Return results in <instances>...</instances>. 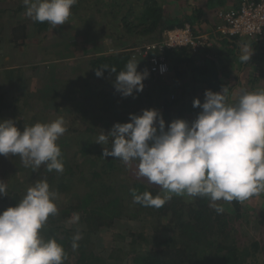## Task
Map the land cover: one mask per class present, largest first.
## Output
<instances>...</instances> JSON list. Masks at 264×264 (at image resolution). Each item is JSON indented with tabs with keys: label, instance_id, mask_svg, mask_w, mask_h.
Wrapping results in <instances>:
<instances>
[{
	"label": "trees",
	"instance_id": "obj_1",
	"mask_svg": "<svg viewBox=\"0 0 264 264\" xmlns=\"http://www.w3.org/2000/svg\"><path fill=\"white\" fill-rule=\"evenodd\" d=\"M92 1L95 3L94 7L96 12L91 17L96 18L99 26L91 27L89 34L93 36L92 31H103L106 36L104 38L111 40L112 43L109 46H112L116 52L109 53L107 51L109 46L106 47L107 42L104 45V38L100 40L86 39V41L88 40L86 42L88 48L84 49L85 59L81 60L84 74L82 76L75 74V67L72 61L68 64L65 63L70 70L74 71L73 74L76 77H73L68 82L73 88L74 86L76 88L79 86V89H81L80 86L84 88L82 83L84 80L94 82V79L97 78V81H95L96 87L89 86L91 92L90 97H86L84 100L83 107L85 112H82L80 118L82 121L87 122L88 120H92V114L95 115L99 110H106L111 107L113 110L111 119L115 122L121 120L123 122H130L129 115H127L128 112L122 113L119 110L121 108V102L127 103L129 100L137 101L138 99L143 100L144 98H146L147 104L139 108V112H134V114H141L143 109H151L156 107L157 102H161L157 107L164 108L165 113L162 115L164 118L171 116L170 122L177 118L192 121L195 117L192 118L191 116L185 115L179 108H185L186 104L182 101L185 100L187 93L193 99L199 98L202 100L205 90L210 89L213 92H219L222 87H227L234 94L233 100L231 101L234 103L240 95L238 88L236 89L238 84L240 87L239 90L244 87L243 83H247L248 91L264 90L263 40L250 42L252 45H254V42L258 44V46L255 45L258 47L255 58L258 61L257 64L261 66V76L256 75L252 79H245L241 76L237 80L226 81L214 60L207 59L204 62H198L199 56H204L206 54L205 52H209L211 48L200 49L197 53L187 48L165 51L157 50L152 51L150 56L146 58H134L139 62L137 70L143 71L147 69L151 57L161 56L169 63L170 73L163 77L150 74L143 81L144 88L142 92H134L133 96L128 97L120 96V93L113 86L116 73H111L109 69H105L103 76L97 77L95 75V69L107 65L109 67H115L117 71L124 70L126 63L133 59L131 52L127 49L160 42L163 40V36L167 30L183 27L185 24L194 26L200 24V29H202L204 25L209 24L210 28L208 27V29L210 31L208 32H211L213 29H217L219 23L202 21L201 17L204 11L201 9H197L191 14L187 13V10L185 12L182 11L184 16L186 15L183 20L171 18V16H175V13L184 9L182 7L185 6L186 0H178L174 4V7L178 4L177 8L180 10L170 13L167 12V5L165 6L163 4L164 2L162 3L160 0H91L89 2ZM128 3L131 6L141 4L142 9L135 12L134 8H126ZM223 4V0H210L212 9ZM236 6L237 4L233 8ZM87 7L85 6L86 9ZM169 7L174 8L173 6ZM23 9L24 6L21 5L12 14L14 15L16 12L20 13ZM227 10L229 9L223 11ZM131 16L134 19H131ZM112 25L114 26L113 29H115L113 33L106 32ZM49 26L50 24L48 22L40 23L32 19L19 20L16 26L11 29L13 42L15 43L12 42V46H18L19 48L23 46L25 48V45H19L18 41L23 40L26 42L33 36L31 34L28 35L29 28L31 31L34 30V33L32 32L33 34L40 33L43 35L45 33L47 37L46 32H48ZM98 28L100 30H96ZM212 36L214 39L217 38V35L216 37L214 35ZM227 38L233 39L235 42L233 49L229 52L226 50L218 55L225 54L236 58V45L240 37ZM80 51H83V49ZM26 70L27 68L20 64L15 67L0 70V91H2L0 93V105H4V103L9 101L11 103H8V107L9 104L12 105L14 101H18L17 99L10 101L7 97L10 98L12 95L11 91L15 86L19 84L23 85L24 81H26ZM47 70L45 73H47L48 77L53 76L59 78L60 69H57L53 65L49 66ZM258 72L260 70H255V73ZM246 74L248 75L247 71ZM58 81L62 80L60 79ZM76 81L79 83L73 84ZM188 90H192L191 93ZM99 93L103 98L102 103L105 106L101 105L99 109L92 107L89 110V106H93L95 103L93 99ZM140 96L143 98L141 99ZM17 108L15 107L16 111H18ZM186 109L188 110V108ZM196 111L199 112V108H196ZM13 113L14 111L11 110L10 114L12 115ZM99 124L101 126V123ZM87 131L90 132L89 135L85 133V138L78 137V141L75 142V146L78 149L75 155L85 158L94 153V158H89L88 160L91 168L94 169L92 176L97 178L95 180H90L86 177L84 169L76 166L75 162L72 161L71 154L69 155V151L67 152L63 146H59L63 164L66 161L70 163L69 166H64V171L61 174L57 175V173H52L50 175V172L47 171L46 165L44 164L39 167L40 169L36 174H33L31 172L32 169L18 164L17 171L18 175H21H19L20 177H24L25 180L29 181L33 178L36 180H47L50 187H56L62 193H69L74 184L82 185V188H79L80 195L78 199L76 198L73 201L68 200L69 202H55L58 209L57 214L55 216H49L47 223L40 230V234L45 240L54 238L58 243L63 245L67 254V259L64 264L259 263L260 253L264 252V241L249 239L245 244H239L241 235L235 228L234 223L242 218L243 213H240L242 203L237 201H218L217 203L224 208V212L221 214L216 213L214 208L209 206V200L203 197L193 202L192 200H187L185 196L175 195L159 208L142 206L140 203L134 202L132 189H136L137 194H142L147 191L151 193L153 198L157 195L163 198L161 188L149 184L146 179H132L123 165H121L122 162L119 159L113 157L104 158L102 156V146L100 144L92 145L93 140L91 139V134L97 136L100 134L92 127L88 128ZM66 136V138H69L70 134ZM106 145V149H111V140ZM68 157L70 158L69 160L67 159ZM52 172L56 171L53 170ZM2 179L0 178V180ZM75 179L77 180L75 181ZM24 184L21 181L8 184L7 188L10 190L8 196H0V212L6 210L8 207H14L25 196V192H23ZM252 198L258 201L260 196L258 195ZM231 206L235 210L230 208ZM261 206L264 208V204ZM249 208L253 209L254 207ZM238 210L239 213L233 217L231 212ZM74 214L79 215V226L77 223L73 224ZM124 220L132 221L131 228H134L132 224L135 222H140L142 225L145 223L146 227H149V230L153 231L154 236L140 238L136 237L134 232H131L132 237L126 243L125 250L123 247H119L114 251L109 250L103 244L101 245L103 248L102 252H98L93 247L94 242L102 238L103 243L106 241L104 237L109 239L115 234L113 230L117 232L116 236L118 238L125 241L128 240V232L123 228ZM262 224H264V210H262ZM77 232L81 234L82 239L77 241L78 248L73 250V236Z\"/></svg>",
	"mask_w": 264,
	"mask_h": 264
},
{
	"label": "clouds",
	"instance_id": "obj_2",
	"mask_svg": "<svg viewBox=\"0 0 264 264\" xmlns=\"http://www.w3.org/2000/svg\"><path fill=\"white\" fill-rule=\"evenodd\" d=\"M78 0H23L25 14L35 22H48L53 29L64 25L72 6ZM198 27V26H197ZM253 51L247 47L241 56L249 61ZM134 58L124 70L107 65L95 69L102 77L104 70L116 73L113 86L123 97L142 92L147 69L138 71ZM161 73L165 66L160 67ZM199 108L196 118L172 120L166 127L162 113L155 108L141 114H129L130 122L114 123L95 143L111 140V149L103 147L104 158L113 157L123 164L135 162L136 174L149 184L159 186L163 198L132 189L134 202L159 208L172 195L203 197L216 213L224 212L218 201L243 203L264 193V90H241L236 102L230 101L229 90H205L203 102L193 99ZM67 131L59 117L48 123L37 122L16 126L13 119L0 120V155L18 156L24 167L34 171L42 164L47 171L63 173L61 149L56 143ZM7 195V185L0 180V196ZM57 193L47 180H37L14 207L0 212V264H64L67 254L56 239L45 240L40 230L49 216L58 212ZM79 221L74 214L73 222ZM82 236H73L72 248H78Z\"/></svg>",
	"mask_w": 264,
	"mask_h": 264
},
{
	"label": "rangeland",
	"instance_id": "obj_3",
	"mask_svg": "<svg viewBox=\"0 0 264 264\" xmlns=\"http://www.w3.org/2000/svg\"><path fill=\"white\" fill-rule=\"evenodd\" d=\"M91 0H78V2L72 6L71 9V15L68 19V21L60 26H57V28L53 29L52 26H50V29L48 32H46L47 37L45 36V33L42 35L40 33L35 34L30 38V42L28 43V39L26 42L23 40L18 41L19 45H25V50H21L24 47H17L15 49V54L20 56L19 60H13L10 56H8L10 44H8L9 39L12 41L11 37H13L11 29L14 28L19 22V20H25L30 19L25 14V5L23 4V0H0V70H3V68H11L17 65H23L25 68H27V78L26 81H24L23 85H18L13 88L11 91L12 95L7 97L8 100L17 99L18 101H14L12 105L6 102L0 105V120L5 119H13L16 122V126L23 130L24 126H32L37 122L40 123H48L51 121L56 120L59 117H63V119L66 122L67 131L58 139L56 142L58 146H63L65 150L71 154L72 161L75 162L76 166H79V168H83L86 174V177L90 180H95L97 178L92 176V172L94 169L91 168L89 158H94V153L88 157H80L79 155H75L78 151L77 147L75 146V142L78 141V137L85 138L84 134L89 135V131H87L88 128L92 127L94 130L101 134L102 130L106 133L111 129L115 122L112 117L113 110L110 108H107L106 110L101 109L97 114H92V120H88L87 122L82 121L81 114L82 112H85L84 110V100L86 97H90V89L89 86L96 87L97 78L94 79L95 81L90 80H84L83 85L84 88L80 86L81 89H79V86L76 88V86L71 87L68 82H70L74 76L73 70H70L67 66L68 63L71 61L74 63L75 67V74L78 76H82L84 74V70L82 69V59H85V52L84 49L88 48L86 46V42L91 40H100L105 36V33L103 31H92L93 36L90 35V28L99 26L97 20L95 17H91L95 14V7L94 2H89ZM141 1V0H140ZM165 6L167 5V12H176L180 9L174 7V4L178 2V0H160ZM186 0V8L189 7V3ZM23 5L24 9L18 13L16 12L14 15L12 14L13 11L18 10V8ZM173 6L172 9L169 6ZM76 6H79V8H76ZM85 6H88L87 9ZM133 6V5H132ZM131 4L128 3L126 8H134L135 12L142 9L141 4H138L137 6L132 7ZM182 12L175 13V16H171V18H175L178 20H183L184 14ZM101 14V13H100ZM101 16V15H99ZM131 19H134L133 16H131ZM218 19V18H217ZM220 20H213L212 22H216L218 24ZM31 23V21H30ZM114 26L112 25L111 28H108V31L106 32L113 33L115 29H113ZM100 30V28L96 29ZM34 33V30L31 31L29 28L28 35L31 33ZM91 32V33H92ZM9 38V39H8ZM41 38V41L39 42L37 39ZM45 38V42L43 41ZM86 39H88L86 41ZM104 45L105 43L107 46L111 44V40L109 38H104ZM117 40V39H115ZM103 41V40H102ZM14 43V42H13ZM15 44V43H14ZM17 44V41H16ZM250 41L247 38H239L238 43L236 45V49L238 48L240 51L245 53V48H249ZM255 46V42L253 43ZM103 45V46H104ZM257 47V46H256ZM255 48V47H254ZM83 51H80L82 50ZM237 51V50H236ZM13 52V51H12ZM11 52V53H12ZM10 53V52H9ZM13 54V53H12ZM232 59V57H230ZM70 59V60H69ZM59 60V61H56ZM19 61V62H15ZM69 61V62H67ZM58 62V64H57ZM65 63H67L65 65ZM25 64V65H24ZM52 64V65H51ZM55 66L59 70V78L57 77H48L47 73L45 71H48L49 66ZM252 69H258L261 67L257 63L250 64ZM239 68V67H238ZM85 69V67H84ZM251 69V70H252ZM261 69V68H260ZM76 78V77H75ZM253 76L251 74V71L248 72L246 79H252ZM62 81H58V80ZM79 82H75L73 84H78ZM90 84V85H89ZM4 90V89H3ZM2 93V91H0ZM10 93V94H11ZM120 96H122L120 94ZM141 99L143 98L140 96ZM94 104L93 106H89V110L92 109V107L99 109L101 105H104L103 98L101 97L100 93L93 99ZM113 100V99H112ZM121 108L119 109L122 113L128 112L127 115L134 112H139V108H142V106L146 105V98L143 100H137L132 101L129 100L127 103L121 102ZM161 104V102H157L156 107H153L155 109H158L162 115L165 113V110L163 107L158 108L157 106ZM109 105V104H108ZM130 107H128V106ZM105 106V105H104ZM111 106V105H110ZM15 107H18L16 111ZM113 108V107H112ZM150 109V108H147ZM13 110L14 113L11 115L10 111ZM125 110V111H123ZM110 117V118H109ZM163 119L166 122V126L169 124L171 120V116H166ZM120 123H125L122 120L118 121ZM101 123V126H99ZM82 133V134H80ZM70 134L69 138H66V135ZM77 134V135H75ZM79 134V136H78ZM87 136V135H86ZM97 135L91 134V139L93 140V146L97 145L98 143H95L97 140ZM102 150L103 147L106 149L107 145L106 143L101 145ZM67 153V155H68ZM67 157V156H66ZM75 160H73L74 158ZM70 159L69 157L67 158ZM66 159V160H67ZM69 161H66L65 165L69 166ZM18 164H22L20 158L17 156H3L0 155V178H3L2 180L5 181L6 185L8 186L9 183H14L21 181L24 184V191L26 195V191L29 187H31L35 181H37L35 178H33L31 181L25 180L24 177H20L18 175ZM23 165V164H22ZM43 165V164H42ZM123 165L124 169L129 173V176L132 179H145L142 177H139L136 174V166L135 162L129 165L121 164ZM71 166V165H70ZM75 167V165H74ZM28 168V167H27ZM32 169L31 167H29ZM68 168V167H66ZM40 168L36 169L35 171L32 169L31 172L33 174H36V172ZM27 171V169H26ZM52 173L61 174L58 172H50V175ZM32 176V174H31ZM12 179V180H11ZM40 179V178H39ZM77 179H75L76 181ZM147 181V180H146ZM153 185V184H152ZM156 186V185H154ZM82 188V185L80 184H74L73 188L69 193H62L56 189V187H50L52 191H55L57 193V198L55 202H61V201H73L76 200V198H79L80 191L79 188ZM19 190V189H18ZM10 192L9 188H7V195ZM264 193H261L259 196L260 198L258 201L255 198H250L249 200L242 203L241 208V214L242 218L235 222V228L238 230L239 234L241 235L239 238V244H245L249 239L256 240V241H264V224H262V210H264L262 204H264ZM175 196V195H172ZM262 196V197H261ZM185 198L189 201H197L200 200L201 197H188L185 196ZM255 199V200H254ZM69 202V201H68ZM57 205V204H56ZM253 209H250L249 207ZM233 210H235L232 206L230 207ZM232 211V210H231ZM239 213V210L236 212H231L232 216L235 217ZM77 223L78 222H73ZM131 220H124V229L126 232H128V240H121L116 236L117 232L113 236H111L109 239L107 237H104L106 241L102 243V238L98 239L97 242H94L93 247L98 251L102 252L103 248L101 245L105 244L106 248L109 250H116L119 247H123V249H126V243L130 241L131 232H134L136 237L140 238H148L152 237L153 231L149 230V227H146V224L144 225L140 224V222H135L132 224L134 228H131ZM79 226V225H78ZM82 227V226H81ZM154 236V235H153ZM129 247V245H128ZM106 253V251H105ZM258 264H264V252L260 253V259Z\"/></svg>",
	"mask_w": 264,
	"mask_h": 264
},
{
	"label": "built area",
	"instance_id": "obj_4",
	"mask_svg": "<svg viewBox=\"0 0 264 264\" xmlns=\"http://www.w3.org/2000/svg\"><path fill=\"white\" fill-rule=\"evenodd\" d=\"M237 6L219 14L220 23L217 29L204 32L199 27L185 24L183 27L167 30L160 42L145 44L141 47L127 49L133 58L148 57L152 51H165L171 49L187 48L197 53L200 49L212 48L214 37L222 34L225 37L247 38L250 41L264 40V0H235ZM112 43V42H111ZM109 53L116 50L109 46ZM165 66L161 73L160 67ZM150 74L163 77L170 73V65L164 57H151L149 67Z\"/></svg>",
	"mask_w": 264,
	"mask_h": 264
},
{
	"label": "crops",
	"instance_id": "obj_5",
	"mask_svg": "<svg viewBox=\"0 0 264 264\" xmlns=\"http://www.w3.org/2000/svg\"><path fill=\"white\" fill-rule=\"evenodd\" d=\"M187 2L189 3V7L186 8V6H183L182 8H184V9H181L180 12H182V11L185 12L187 10V13L191 14L193 11H195L197 9H201L204 11V14L201 17V20L202 21H208V22H211L213 20H217V18H218V20H220L218 17V14L220 13V11L233 8V6L236 5L235 0H223L224 4L222 6H218L214 9H212L211 5H210V0H188ZM184 5H186V4H184ZM177 7H178V4L176 5V8ZM76 8H79V6H76ZM218 23H220V21ZM50 26L48 27L49 29H50ZM196 26H198L199 29L201 27L200 24H196ZM61 27H62V25L60 26V28ZM208 27L210 28L209 24H206L200 30H202L204 32H208V31H210L208 29ZM56 28H57V26H56ZM57 30H58V28H57ZM31 35H34V37H36L35 34H33V33H31ZM11 39H12V41L10 39L8 41V44H10V48H9L10 53L8 52V56H10V57L12 56L11 58L13 60H19L18 59L20 57V56H18L19 54L18 55L15 54V49L18 50V48L12 46L13 37H11ZM37 40L40 42L41 38H39ZM43 41L45 42V38ZM29 42L31 44V39L28 40V43ZM250 42H252V41H250ZM234 43L235 42L233 41V39H228L227 37L223 36L222 34H217V38L214 40L213 47L210 49L209 52H205L206 54L204 56L203 55L199 56L198 62H200V61L204 62L207 59L214 60L217 63L218 69L220 70V72L222 73V76L225 78L226 81H234V80H237V78H241V76H243L246 79V77H247L246 71L247 72L251 71V74L253 77L254 76L256 77V75L261 76L262 75L261 69H259L260 72L255 73V70H258V69H256V68L252 69L250 66V64H252V63L255 64L258 62L257 59L255 58L256 57V49L258 47L254 46L252 44H250L249 48H247V49H248L249 53H251V51H253V54H252L250 60L246 61V62L241 59V56L244 54V52L240 51L238 48L236 49L237 50L236 51L237 52L236 58L232 57V59H231L230 58L231 56H228L225 54H223L221 56L218 55L219 53H223L226 50L228 52L231 51L234 47ZM255 45L258 46V44H256V43H255ZM21 50L23 51V50H25V48H23ZM56 61H59V60H56ZM15 62H19V61H15ZM246 84L247 83H243L244 87L241 88V90H248L249 89ZM237 88H238L239 93L241 94V90H239V88H240L239 84L236 86V89ZM189 91L191 93L192 90H188V92ZM196 96L199 97L198 95H196ZM229 96H230V101H232L234 94L231 91H229ZM190 98L191 97H189V93H187V95H185V100L182 101L186 104L185 108H181V107H179V108L182 112H184L185 115L191 116L192 118H194V117L196 118L198 112L196 111V108L193 107V104H192L193 97L191 99ZM203 99L204 98H202L201 102H203ZM186 108H188V110ZM199 111H200V109H199Z\"/></svg>",
	"mask_w": 264,
	"mask_h": 264
}]
</instances>
